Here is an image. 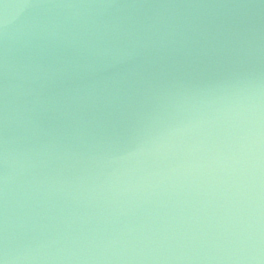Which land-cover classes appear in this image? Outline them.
<instances>
[{
    "label": "water",
    "instance_id": "1",
    "mask_svg": "<svg viewBox=\"0 0 264 264\" xmlns=\"http://www.w3.org/2000/svg\"><path fill=\"white\" fill-rule=\"evenodd\" d=\"M0 264H264V0H0Z\"/></svg>",
    "mask_w": 264,
    "mask_h": 264
}]
</instances>
